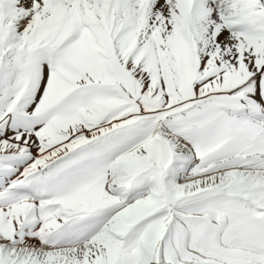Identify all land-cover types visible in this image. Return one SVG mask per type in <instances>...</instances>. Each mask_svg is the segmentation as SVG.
<instances>
[{"label": "snow or ice", "instance_id": "snow-or-ice-1", "mask_svg": "<svg viewBox=\"0 0 264 264\" xmlns=\"http://www.w3.org/2000/svg\"><path fill=\"white\" fill-rule=\"evenodd\" d=\"M0 264H264V0H0Z\"/></svg>", "mask_w": 264, "mask_h": 264}]
</instances>
